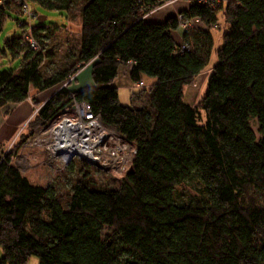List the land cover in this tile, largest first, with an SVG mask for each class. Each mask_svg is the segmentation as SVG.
<instances>
[{"label": "trees", "instance_id": "obj_1", "mask_svg": "<svg viewBox=\"0 0 264 264\" xmlns=\"http://www.w3.org/2000/svg\"><path fill=\"white\" fill-rule=\"evenodd\" d=\"M25 1L77 20L76 51L68 66L45 76L40 65L54 54L47 42L65 24L34 27L17 20L23 32L31 29L38 48L23 43L22 33L4 40L0 54L20 57L21 65L0 71V112L83 67L93 85L74 89L77 74L45 102L35 101L40 108L11 153L36 126L68 110L74 95L137 147L138 164L115 187L96 188L83 173L64 200L55 183L30 182L9 161L10 151L0 149V264H28L32 256L39 264H264V0L214 7L190 1L182 10L183 20L199 17L211 28L223 10L228 23L208 88L194 104L184 87L208 63L213 34L190 27L177 43L171 34L176 16L145 17L161 0ZM12 8L23 13L14 0L1 4L0 30ZM129 61L135 84L155 79L141 89L145 102L123 105L111 97L104 106L106 88ZM139 126L140 145L134 135ZM192 179L199 181V194L179 197L178 187Z\"/></svg>", "mask_w": 264, "mask_h": 264}, {"label": "rangeland", "instance_id": "obj_2", "mask_svg": "<svg viewBox=\"0 0 264 264\" xmlns=\"http://www.w3.org/2000/svg\"><path fill=\"white\" fill-rule=\"evenodd\" d=\"M179 0L174 1V2H167L163 4H159L155 8L149 10L148 12L156 10V8L160 6H164L167 4H173L177 3ZM188 1V0H187ZM222 1V0H220ZM190 2V1H188ZM218 5V4H217ZM215 5V6H217ZM30 10L36 11V16L42 15L45 16L46 19L44 20L43 23H40L37 18H31L33 20H30L27 16L26 13H19L15 9H7L6 11V16H5V21L3 23L2 29L0 30V50L2 51L5 45V39L14 37L15 35H20L22 33V27H19L17 25V20L21 22H30L34 27L38 25H46V24H57V23H64L65 19L67 16H65V13L60 12V11H50V10H45L43 7L30 3ZM214 7V6H211ZM146 12V15L149 14ZM34 13V14H35ZM182 11L178 12L176 15L179 24H185V20L182 19ZM67 19H70V30H61L59 31L58 34H56L54 40L51 42H47L49 47H53L54 54L52 57H49L45 62L40 65V71L45 75L48 76L50 74L55 73L56 71H59V69H64L66 66H68L73 60V53L76 51V45H75V37L78 35L80 31V27L77 26V20L72 19L71 17L68 16ZM218 24H215L214 33L216 36L215 44L213 51L211 52V57L206 64V66L203 68V70L195 76V79L190 83L189 85L185 86V98L188 100L190 104L196 103L199 98H201L204 93L207 90V82H208V75L211 72L212 67L214 66V63L217 61L218 56L215 53V50L218 47H221L223 44L222 42V35L224 32H226L228 28V23L226 20L222 19L221 16L218 18ZM182 43V41L180 42ZM21 65V58L20 57H15L12 59L8 54H0V71H4V69H15L18 68ZM82 69V68H81ZM80 70L75 75H72L71 77H75L77 74L80 73ZM130 69L126 66H123V68H120L119 75L116 77L114 83L110 85V88H107V95L105 99L103 100L104 106L110 105V98L112 96H115L118 99V102H120L123 105L131 104L134 101L137 102V104H142L145 102L146 99V94L144 93V90L141 91V89H147L148 86L151 84L152 79L148 77L146 79L143 77V86H139L135 84L132 80L127 79V74H129ZM89 73V78L91 79L90 75V70H85L82 73V76L79 78V81L82 82L83 79L88 76ZM129 76V75H128ZM71 78V79H73ZM70 79V78H69ZM68 79V80H69ZM67 81V80H66ZM66 81L62 82L59 86H54L55 88L50 91V96L53 95V91L56 88H60L63 84L66 83ZM71 81V80H70ZM68 81V82H70ZM93 82V81H92ZM66 86L68 87L67 83ZM138 92V95H134L133 93ZM31 99V97H29ZM49 99V98H48ZM46 101V100H45ZM133 101V102H132ZM43 103V102H42ZM41 104V103H40ZM32 111L29 113L27 120H30L33 118V115L39 110L40 106L32 105ZM2 113V112H0ZM9 113V111L7 112ZM258 123V119L252 118ZM254 122L252 123L253 126ZM254 129H256V124H254ZM16 134V133H15ZM135 142L140 145L143 143V131L142 128L139 126L137 131L135 132ZM15 137V135H14ZM13 137V138H14ZM11 138L10 140L8 139L7 142L5 141L0 145L1 152H4V155H7L8 152L11 153V150L7 151V148L9 145L14 143L15 140ZM21 146L18 147L16 152H12L10 156V162L14 163V159H18V155L20 154V149ZM4 151H3V150ZM22 153H24L25 156L30 157V164L27 169H24L20 171L24 175L28 177L30 182L35 183L37 185H43V186H48L50 184L55 183L58 193L63 198L64 200L66 199V196L70 190L71 185L74 183V181L78 178L81 177L83 173L89 172V180L92 182V185L94 187H99V188H108V187H115L117 185L116 179H119V177L123 176L128 170L130 169L131 166L136 167L138 164V161L134 163V159L130 161L129 169L124 171L121 175L116 176L111 172H106L102 169L96 168L95 166L84 163L79 159H76L71 163L67 165H63V167L60 169H55L53 166L47 165L43 159V154L42 152L40 153L38 150H35L33 148L29 149H22ZM85 164V166L82 165ZM15 165V164H14ZM71 165V167H69ZM69 167V168H68ZM82 168V172H80V169ZM180 190V196L183 199H186L190 196H197L199 194L201 187L199 184L198 179H192L184 183L182 186L178 187ZM28 264H39V260L36 256H32L28 259Z\"/></svg>", "mask_w": 264, "mask_h": 264}, {"label": "built area", "instance_id": "obj_3", "mask_svg": "<svg viewBox=\"0 0 264 264\" xmlns=\"http://www.w3.org/2000/svg\"><path fill=\"white\" fill-rule=\"evenodd\" d=\"M10 1L12 0H0V6ZM161 1L163 4L177 0ZM188 1L203 3L209 7L220 3V0ZM14 2L21 7L23 13L35 18L36 13L30 10L25 0H14ZM18 26L22 27V23ZM22 42H27L33 49L38 48V42L32 37L29 27L22 31ZM182 48H187V45L183 44ZM125 66L130 69L131 62L129 61ZM71 78L66 83H69ZM66 83L62 86L67 87ZM137 85L143 86L144 83L139 81ZM70 104L68 110L57 114L49 123L39 124L27 138L21 141V152L18 159L13 160L16 168L22 171L29 167L30 157L25 156L22 149L33 148L42 152V161L55 169L71 164L75 158L116 176L129 169L130 161L136 158L137 147L128 142L125 135L115 126L105 124L101 114L93 112L91 104L87 101H80L72 95ZM27 122L28 120L20 126L13 140ZM13 144L8 146L7 151Z\"/></svg>", "mask_w": 264, "mask_h": 264}, {"label": "crops", "instance_id": "obj_4", "mask_svg": "<svg viewBox=\"0 0 264 264\" xmlns=\"http://www.w3.org/2000/svg\"><path fill=\"white\" fill-rule=\"evenodd\" d=\"M222 1H223V4L225 5L226 3H228L231 0H222ZM189 4H190V2H188L187 0H179L177 3L160 6V7L156 8V10L148 12L149 14L145 15V17L148 20H151L154 22L164 21V20L168 19V17L176 16L178 14V12H180L184 9H187L189 7ZM219 16H221V18L224 19L223 10L219 12L218 18H219ZM67 18L68 17H66L65 22L63 24H65L64 25L65 30L69 31L70 30L69 25H70L71 20L67 19ZM185 22H186L185 24H179L175 29H173L171 31V34L173 35V37L177 43H180L181 41H183V31L187 28H190V27H194L197 29L209 30L213 34V38H214L213 43L215 42L216 36H215V33L213 32L214 29L217 28V27H215V25L212 26V28H211L199 17H192L189 20H186ZM77 26L79 27V22H77ZM223 35H224V33H223ZM223 35H222V37H223ZM121 67L123 68V66H121ZM85 70H87V69H85V67H83L81 69L79 75L77 76V79L72 84L74 89H82V88L93 85V82L89 78L90 77L89 73H88V76H86V78L82 80V82H80L81 79L79 81V78L82 76V73ZM118 75H119V73H118ZM128 75L129 74L126 75L127 79H129ZM145 78L148 79L147 77H145ZM149 78H151V77H149ZM151 79H152L151 83H153L155 81V79H153V78H151ZM54 88L55 87H51L47 90L38 91V92L31 90V93H30L31 99L28 98L26 101H23V102L16 104V106H14L13 108L12 107H9V108L6 107L4 110H2V113H0V145L2 143H4L5 141L7 142L8 139L10 140L11 138L14 137L16 131L18 130L17 128L28 118L29 113L32 111V107H33L32 105H34L35 101H40L41 103L45 102V100H47L49 98L50 91L53 90ZM107 88H110V86ZM107 88H106V91H107ZM56 90H57V88L53 91V93ZM185 94H186V91L184 92V97H185ZM112 97L116 98L115 96H112ZM8 111H9V113H7ZM1 254H2V251H0V257H1Z\"/></svg>", "mask_w": 264, "mask_h": 264}, {"label": "water", "instance_id": "obj_5", "mask_svg": "<svg viewBox=\"0 0 264 264\" xmlns=\"http://www.w3.org/2000/svg\"><path fill=\"white\" fill-rule=\"evenodd\" d=\"M36 17H37V19H38V21H39L40 23L44 22V20L46 19V17H45V16H42V15H38V16H36ZM133 169H134V168L131 166L130 169L128 170V172L132 171Z\"/></svg>", "mask_w": 264, "mask_h": 264}]
</instances>
